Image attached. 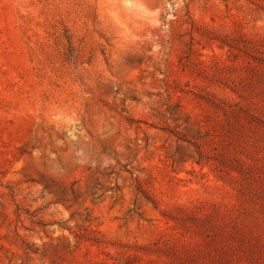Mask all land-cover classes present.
<instances>
[{
    "label": "rangeland",
    "instance_id": "1",
    "mask_svg": "<svg viewBox=\"0 0 264 264\" xmlns=\"http://www.w3.org/2000/svg\"><path fill=\"white\" fill-rule=\"evenodd\" d=\"M0 264H264V0H0Z\"/></svg>",
    "mask_w": 264,
    "mask_h": 264
}]
</instances>
